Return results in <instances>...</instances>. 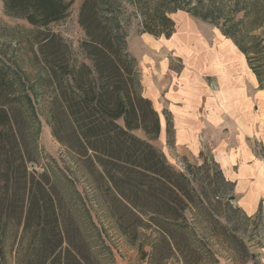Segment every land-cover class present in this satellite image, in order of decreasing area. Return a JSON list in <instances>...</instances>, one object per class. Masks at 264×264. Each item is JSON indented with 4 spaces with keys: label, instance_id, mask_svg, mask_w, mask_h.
Masks as SVG:
<instances>
[{
    "label": "trees",
    "instance_id": "1",
    "mask_svg": "<svg viewBox=\"0 0 264 264\" xmlns=\"http://www.w3.org/2000/svg\"><path fill=\"white\" fill-rule=\"evenodd\" d=\"M165 2L144 21L143 32L171 35L174 21L163 10ZM4 3L8 11L25 15L31 24L47 27L67 16L72 0ZM209 3L189 7V11L231 37L263 84L247 45L251 35L242 30L244 20L226 19L220 24L212 6L220 9L221 4ZM99 6V0H84L79 15L88 37L83 47L91 65L74 64L68 45L57 33L48 32L40 40L46 81L55 92L53 134L75 153L99 189L108 194L114 191L110 208L132 244L140 228L152 229L153 255L162 253L168 259L178 254L187 264L198 262L201 257H194L195 233L186 210L196 197L207 199V193L194 186L187 172L173 168L162 151L133 132L143 129L149 136L159 135V114L143 95L136 58L126 48V32L119 29L115 10L107 3L104 9L109 11L104 14ZM251 9L258 13L257 27L264 26V19L259 22L262 9ZM241 10L237 7L233 12ZM25 86L19 73L0 59V255L5 258L8 232L22 228L14 239L19 238L23 264H110L101 255L96 238L85 231L59 183L49 172L31 167L37 158L28 122L37 115Z\"/></svg>",
    "mask_w": 264,
    "mask_h": 264
},
{
    "label": "rangeland",
    "instance_id": "2",
    "mask_svg": "<svg viewBox=\"0 0 264 264\" xmlns=\"http://www.w3.org/2000/svg\"><path fill=\"white\" fill-rule=\"evenodd\" d=\"M209 1L167 0L163 10L167 11L168 15L178 9L191 13L189 7H205L210 4ZM258 1L213 0V4L220 3L221 8L213 9L212 6V10L220 24L226 19L232 20L231 22L244 20L242 30L251 35L247 45L252 48L253 63L257 66L264 84V26L257 27L255 17L258 13L251 9H262V19L259 21L261 22L264 19V0ZM83 2L84 0H72L66 17L50 23L47 27H40L31 24L25 15L8 11L4 0H0V59L19 73L35 102L37 118L34 115L28 122L29 139L37 158L31 167L49 172L59 183L67 198L71 200L73 209H76L85 231L96 238L101 255L106 257L110 264H187L178 254L168 259H163L162 253L153 255L155 232L152 229L140 228L139 236L135 244H132L130 238L118 227V220L110 208L114 191L109 190L108 194L99 189L75 153L53 134L51 108L55 92L53 85L46 81L48 76L42 64L40 40L48 32L57 33L68 45L74 64L85 62L91 65L83 47L88 37L79 21ZM162 2L163 0H99V7L104 14L109 11L104 9L107 3L115 10L119 29L126 32V48L135 55L131 43L144 33V21L154 15V11ZM237 7L242 10L233 12ZM117 20L114 19L112 24ZM253 36L257 39H253ZM135 58L140 73V61L136 55ZM173 66H180L177 58L173 59ZM139 78L143 89L141 74ZM120 122L123 123V120ZM133 132L163 152L164 143L159 135L149 136L143 129ZM168 144L173 145L172 129L169 130ZM165 156L173 168L187 172L193 178L194 186L199 190L204 189L207 193V199L196 197V201L186 210L188 222L195 233L192 241L197 254L194 257H201L198 262L191 263L264 264V198L258 212L248 215L234 199V183L226 180L209 153L202 156L201 163L188 156L175 157L173 153V159L166 153ZM21 232L22 228L8 232L4 246L5 258L0 255V264H23V251L18 254L19 238L14 239L16 234L19 237Z\"/></svg>",
    "mask_w": 264,
    "mask_h": 264
},
{
    "label": "crops",
    "instance_id": "3",
    "mask_svg": "<svg viewBox=\"0 0 264 264\" xmlns=\"http://www.w3.org/2000/svg\"><path fill=\"white\" fill-rule=\"evenodd\" d=\"M169 16L170 36L144 32L131 43L143 95L159 114L163 152L198 163L209 153L234 183L237 204L254 215L264 198V84L218 26L182 9Z\"/></svg>",
    "mask_w": 264,
    "mask_h": 264
},
{
    "label": "water",
    "instance_id": "4",
    "mask_svg": "<svg viewBox=\"0 0 264 264\" xmlns=\"http://www.w3.org/2000/svg\"><path fill=\"white\" fill-rule=\"evenodd\" d=\"M32 165H33V163H32Z\"/></svg>",
    "mask_w": 264,
    "mask_h": 264
}]
</instances>
